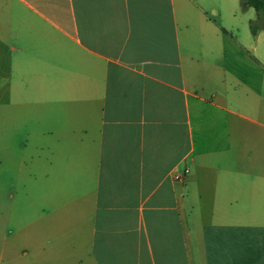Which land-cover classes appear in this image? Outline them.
Here are the masks:
<instances>
[{"label":"crops","instance_id":"obj_1","mask_svg":"<svg viewBox=\"0 0 264 264\" xmlns=\"http://www.w3.org/2000/svg\"><path fill=\"white\" fill-rule=\"evenodd\" d=\"M208 1L0 0L5 104L54 124L28 264H264V91Z\"/></svg>","mask_w":264,"mask_h":264},{"label":"rangeland","instance_id":"obj_2","mask_svg":"<svg viewBox=\"0 0 264 264\" xmlns=\"http://www.w3.org/2000/svg\"><path fill=\"white\" fill-rule=\"evenodd\" d=\"M208 4L218 11V16H213L207 10L208 16L227 27L226 17L222 16L227 0L224 4L210 0ZM236 7L235 32L242 46L239 75L248 88L263 92L264 33L256 41L248 29L254 10L242 9L240 0H236ZM259 114H263L261 108ZM49 122L42 120L41 114H28V107L7 106L0 91L1 264H28V214L40 211L41 134L54 125ZM23 250L27 252L25 255Z\"/></svg>","mask_w":264,"mask_h":264},{"label":"trees","instance_id":"obj_3","mask_svg":"<svg viewBox=\"0 0 264 264\" xmlns=\"http://www.w3.org/2000/svg\"><path fill=\"white\" fill-rule=\"evenodd\" d=\"M240 6L254 10L255 16L248 22L250 34L255 37L259 32H264V0H240Z\"/></svg>","mask_w":264,"mask_h":264},{"label":"built area","instance_id":"obj_4","mask_svg":"<svg viewBox=\"0 0 264 264\" xmlns=\"http://www.w3.org/2000/svg\"><path fill=\"white\" fill-rule=\"evenodd\" d=\"M187 173H188V170L185 169L181 173L176 174L174 178L176 181L182 182L184 180L185 176L187 175Z\"/></svg>","mask_w":264,"mask_h":264}]
</instances>
